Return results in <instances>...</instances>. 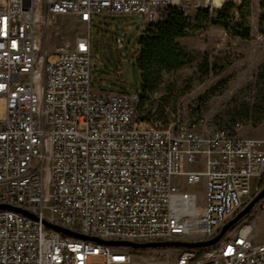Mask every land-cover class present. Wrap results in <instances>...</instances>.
I'll list each match as a JSON object with an SVG mask.
<instances>
[{"label":"built area","instance_id":"obj_1","mask_svg":"<svg viewBox=\"0 0 264 264\" xmlns=\"http://www.w3.org/2000/svg\"><path fill=\"white\" fill-rule=\"evenodd\" d=\"M187 10L183 0H0V205L34 217L0 210V264H264L254 235L264 198L206 248L111 247L49 227L100 241L205 242L264 188V141L238 138L240 123L203 136L148 116L136 94L92 87L93 16L151 25ZM66 19L85 32L55 41ZM200 181L199 198L181 186Z\"/></svg>","mask_w":264,"mask_h":264},{"label":"rangeland","instance_id":"obj_2","mask_svg":"<svg viewBox=\"0 0 264 264\" xmlns=\"http://www.w3.org/2000/svg\"><path fill=\"white\" fill-rule=\"evenodd\" d=\"M183 1L188 8L186 14L194 18L198 10L211 12L218 0L209 3L206 0ZM221 2L239 5L241 0ZM235 22L241 26L237 32L249 31V39L210 23L181 39L178 43L188 63L162 75L142 112L165 114L179 124L195 126V131L203 136L239 121L238 138L264 141V82L258 79L264 62V31L260 25L258 0H250L248 12ZM147 30L142 15L92 17L90 71L94 89L141 97V77L135 60L139 41L147 35ZM83 32L84 27L66 19L52 34L55 41L60 42L62 38L69 42ZM5 113V100L0 99V121ZM259 119L263 120L255 124ZM198 120L203 121L201 127L196 125ZM181 186L199 198L204 182ZM259 205L260 216L254 235L258 241H264V199Z\"/></svg>","mask_w":264,"mask_h":264},{"label":"trees","instance_id":"obj_3","mask_svg":"<svg viewBox=\"0 0 264 264\" xmlns=\"http://www.w3.org/2000/svg\"><path fill=\"white\" fill-rule=\"evenodd\" d=\"M250 0H241L239 5L233 3L223 4L218 0L215 11L198 10L194 18L187 17L180 12H172L164 20L147 25V35L140 39L139 49L135 60V66L141 77V103L144 104L152 92L161 82L164 73L176 71L188 63L184 50L179 41L188 37L193 31L205 23L221 27L225 31L236 33L244 39H249V31L237 32L241 27L236 24L235 19H242L248 12ZM260 25L264 31V0H258ZM223 4V5H222ZM258 79L264 82V62L259 69ZM150 116V114H147ZM164 117L162 114H156ZM263 119L255 120L260 124ZM240 123L234 121L232 124ZM241 124V123H240Z\"/></svg>","mask_w":264,"mask_h":264},{"label":"water","instance_id":"obj_4","mask_svg":"<svg viewBox=\"0 0 264 264\" xmlns=\"http://www.w3.org/2000/svg\"><path fill=\"white\" fill-rule=\"evenodd\" d=\"M264 198V188L229 222H227L221 229V231L218 233L217 236H215L213 239L205 242H198V243H186V242H161V243H149V244H133L128 242H113V241H100L96 238H90V237H84L81 235L73 234L69 231H66L64 229H60L58 227L49 226L51 229H54L55 231L66 235L71 238H76L80 240H89L94 241L99 244H104L111 247H125V248H131V249H149V248H159V247H184L188 249H196V248H206L210 247L214 244H216L222 236L228 231L229 228H231L233 225H235L238 221H240L245 215H247L252 208L258 204L262 199ZM0 210H8V211H16L19 212L25 216H28L30 218H34L31 215L27 214L26 212L13 209L11 207L0 205Z\"/></svg>","mask_w":264,"mask_h":264}]
</instances>
